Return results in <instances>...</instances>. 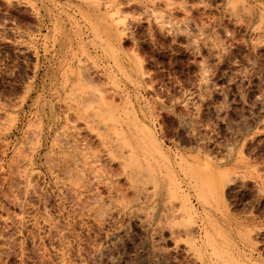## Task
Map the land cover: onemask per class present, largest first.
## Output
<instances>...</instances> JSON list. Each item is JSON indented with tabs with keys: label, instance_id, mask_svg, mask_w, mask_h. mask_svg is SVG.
<instances>
[{
	"label": "rangeland",
	"instance_id": "obj_1",
	"mask_svg": "<svg viewBox=\"0 0 264 264\" xmlns=\"http://www.w3.org/2000/svg\"><path fill=\"white\" fill-rule=\"evenodd\" d=\"M0 264H264V0H0Z\"/></svg>",
	"mask_w": 264,
	"mask_h": 264
},
{
	"label": "bare ground",
	"instance_id": "obj_2",
	"mask_svg": "<svg viewBox=\"0 0 264 264\" xmlns=\"http://www.w3.org/2000/svg\"><path fill=\"white\" fill-rule=\"evenodd\" d=\"M115 12H116V11H115ZM112 14L114 15V13H112ZM118 25H119V24H118ZM124 34H125V33H124ZM121 38H122V37H121ZM138 63H139V62H138ZM142 69H143V68H142ZM142 69H141V70H142ZM78 102H79V101H78ZM73 108H74V107H73ZM133 123H134V122H133Z\"/></svg>",
	"mask_w": 264,
	"mask_h": 264
}]
</instances>
